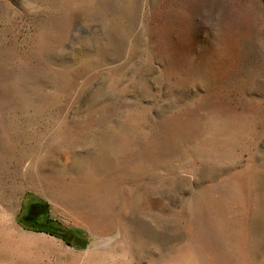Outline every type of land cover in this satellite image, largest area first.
<instances>
[{
    "label": "rangeland",
    "instance_id": "1",
    "mask_svg": "<svg viewBox=\"0 0 264 264\" xmlns=\"http://www.w3.org/2000/svg\"><path fill=\"white\" fill-rule=\"evenodd\" d=\"M0 264H264V0H0Z\"/></svg>",
    "mask_w": 264,
    "mask_h": 264
},
{
    "label": "trees",
    "instance_id": "2",
    "mask_svg": "<svg viewBox=\"0 0 264 264\" xmlns=\"http://www.w3.org/2000/svg\"><path fill=\"white\" fill-rule=\"evenodd\" d=\"M46 213V205L39 204L35 221L37 224L36 230H43L64 240L67 244L73 242V233L70 230L62 229L57 221L46 218L43 220Z\"/></svg>",
    "mask_w": 264,
    "mask_h": 264
}]
</instances>
